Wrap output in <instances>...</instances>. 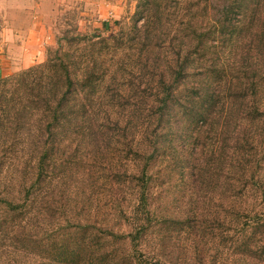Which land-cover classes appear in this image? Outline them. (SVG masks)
Masks as SVG:
<instances>
[{"label": "trees", "instance_id": "obj_1", "mask_svg": "<svg viewBox=\"0 0 264 264\" xmlns=\"http://www.w3.org/2000/svg\"><path fill=\"white\" fill-rule=\"evenodd\" d=\"M62 38L0 77V171L29 178L0 227L41 217L12 236L28 264H170L189 232L264 264V0H138L103 92L104 61Z\"/></svg>", "mask_w": 264, "mask_h": 264}, {"label": "rangeland", "instance_id": "obj_2", "mask_svg": "<svg viewBox=\"0 0 264 264\" xmlns=\"http://www.w3.org/2000/svg\"><path fill=\"white\" fill-rule=\"evenodd\" d=\"M6 1L8 0H0V68L3 69V71L0 69V77L27 68L30 64H24V62L30 61V58L35 61L31 65L44 62L48 56L53 55L51 50L56 48L58 37H63V43L72 50L88 45L87 49L81 50V55L85 54L84 57L76 59L79 64L93 58L90 56L92 53H95L94 56L97 59L104 61L105 67L109 68V73L104 77L101 92L106 90L107 85L113 84L110 77L118 69L120 59L127 63L125 67H129L128 54L123 53L126 47L114 46V37L131 25L138 0H46L41 5V0H12L17 3L18 8V13L14 12V14H8V10L13 7L6 5ZM23 21L29 23L30 26H27V29L40 32L38 39L35 40L33 37L29 39L30 32L25 36L17 32L23 29ZM141 23L142 19L137 24ZM103 39L107 45L101 42ZM113 48L117 50L113 51ZM79 52L80 50L75 53V57L79 55ZM127 71L120 69L118 74L121 77H127L129 76ZM175 179L176 175H173L172 180ZM28 180L29 178L21 173V166L18 167V172L12 175L11 168L2 166L0 196H4V191H7L6 194L10 199L22 198L24 193L22 188L29 182ZM75 183L76 191H80L81 183L78 180ZM84 188L87 189V183ZM171 191H174V195L177 196V191ZM98 194L100 197L105 195L103 192ZM22 214L21 218L11 221L9 226L12 229L0 227V264H28L29 262L23 244L12 242V236L20 231L22 225L31 227L32 224H41V217L31 219L33 215L37 216L31 208H24ZM5 218L4 209H0V225L4 223ZM149 239L151 244L158 247L159 241L156 235L149 236ZM219 242L220 240L216 237L201 239L197 238L194 232H189L181 237L173 236L164 252L170 264H219L223 251L216 244Z\"/></svg>", "mask_w": 264, "mask_h": 264}, {"label": "crops", "instance_id": "obj_3", "mask_svg": "<svg viewBox=\"0 0 264 264\" xmlns=\"http://www.w3.org/2000/svg\"><path fill=\"white\" fill-rule=\"evenodd\" d=\"M45 2H46V0H41V1H40V5H41V3L44 4ZM16 4H17V3L14 2V1H12V0H8V1H6V5H12V7H13V8H10V9L8 10V14H14V12H15V13H18V8H17V5H16ZM37 5H38V3H37ZM15 7H16L17 9H16ZM20 10H21V9H20ZM21 11H22V13H23V10H21ZM24 12H25V10H24ZM26 12H28V11H26ZM12 26H13V27H16L15 25H12ZM27 26H30L29 23H27V21H26V22L23 21V24H22V28H23V29H19V30H17V32H20L22 36H23V35L25 36L26 34H28V32H30L29 35H28V38H29V39H32V37L35 38V40L38 39V38L40 37V35H41L40 32H34V31H32L31 29H27ZM13 29H15V28H13ZM40 29H41V28H40ZM41 30H42V29H41ZM41 30H40V31H41ZM21 31H22V32H21ZM29 41H30V40H29ZM22 57H26V56H22ZM3 60H4V59H3ZM3 60H2V61H3ZM34 62H35V61H33L32 58H30V61L24 62V64H30V65H31V64H33ZM30 65H29V66H30ZM29 66H27V67H29ZM0 69L3 71L2 68H0Z\"/></svg>", "mask_w": 264, "mask_h": 264}]
</instances>
